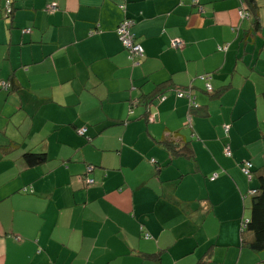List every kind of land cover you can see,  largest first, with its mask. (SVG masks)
Here are the masks:
<instances>
[{"label":"crops","instance_id":"1","mask_svg":"<svg viewBox=\"0 0 264 264\" xmlns=\"http://www.w3.org/2000/svg\"><path fill=\"white\" fill-rule=\"evenodd\" d=\"M199 1L0 0V264H264L241 232L264 167V0L245 20L241 0Z\"/></svg>","mask_w":264,"mask_h":264},{"label":"trees","instance_id":"2","mask_svg":"<svg viewBox=\"0 0 264 264\" xmlns=\"http://www.w3.org/2000/svg\"><path fill=\"white\" fill-rule=\"evenodd\" d=\"M193 1V0H191ZM243 8L241 11H243L245 14L249 15V19H252L253 12L255 11V0H241ZM193 5V3H192ZM194 6V5H193ZM133 22L131 29L135 26L136 21L132 17L126 18L124 21H131ZM124 21L122 23H124ZM130 29V35L133 38V41L135 45L140 46L143 49V55H134L131 56L130 52L125 48L123 45L120 37L119 41L121 42L123 48L126 52L130 54L132 58L130 60L136 61L141 60L145 57V51L144 48L137 43L134 35L132 34ZM30 33V32H29ZM118 35V33H117ZM185 47V45L180 49H174L172 44L171 48L174 50H182ZM220 51V50H219ZM135 64V63H133ZM138 64H140L138 62ZM213 92V90H212ZM209 92V93H212ZM192 110L195 108H191ZM85 129V128H84ZM83 130V129H81ZM81 130H78V133L82 137H86V132L84 134H81ZM165 146L168 149L169 152L173 154V156H179V155H187L188 151L186 149H182L180 145H176L174 142H168L165 141ZM25 160L28 163V165L35 166V165H42L47 161V155L46 154H26ZM92 167V166H91ZM254 167V166H253ZM89 168V166H88ZM253 171V169H252ZM243 173V172H242ZM256 193L252 196L251 194V209H250V219L244 229H241L242 232V246L249 248L253 252H263L264 251V167H263V174L259 178V187L257 190H254Z\"/></svg>","mask_w":264,"mask_h":264},{"label":"built area","instance_id":"3","mask_svg":"<svg viewBox=\"0 0 264 264\" xmlns=\"http://www.w3.org/2000/svg\"><path fill=\"white\" fill-rule=\"evenodd\" d=\"M193 5L195 7H197L199 9L200 13H204V7L201 5L199 0H193L192 1ZM5 10H6V15L10 16L13 14V6L11 1H7L6 5H5ZM49 13H55L57 11V6L56 5H52L51 7H49ZM123 10L126 11V5L123 7ZM240 18L245 20V19H249V15L245 14L243 11L240 12ZM133 22L131 21H124V23H121L117 33L118 36L120 37L123 45L125 46V48L130 52L131 56L133 57L134 55H139L142 56L143 55V49L140 46L135 45L132 36L130 35V29L132 26ZM184 42L180 41V40H174L172 42V46L174 49H180L184 46ZM227 50V46L224 48H221L220 51H226ZM131 57V58H132ZM211 80V76H203L201 78V81L206 83V88H207V92H212L213 87L210 85L209 81ZM4 88L9 89L10 86L8 84H3ZM178 97L180 98H187L190 101V107L191 108H198V105L196 103V97L193 94V91L190 92H186V91H178ZM229 127L226 128V131H228ZM82 134L85 133V130H83L81 132ZM225 156L227 158H231L232 157V152L230 147L228 146L225 149ZM154 163V161H153ZM242 172L243 174L251 179L252 178V169H253V164L245 161L242 165ZM92 183V182H91ZM256 192L252 191L251 195L253 196ZM248 221L244 222L242 225V228L244 229L247 225Z\"/></svg>","mask_w":264,"mask_h":264},{"label":"bare ground","instance_id":"4","mask_svg":"<svg viewBox=\"0 0 264 264\" xmlns=\"http://www.w3.org/2000/svg\"><path fill=\"white\" fill-rule=\"evenodd\" d=\"M83 130H85V129H83ZM83 130H81V132H82ZM81 132H80V133H81ZM85 132H86V130H85ZM81 134H82V133H81ZM87 171H88V172H92V171H93V167L90 166V167L88 168ZM91 182H92V183H91ZM88 184H89V185H92V184H94V181H93V180H89V181H88Z\"/></svg>","mask_w":264,"mask_h":264},{"label":"rangeland","instance_id":"5","mask_svg":"<svg viewBox=\"0 0 264 264\" xmlns=\"http://www.w3.org/2000/svg\"><path fill=\"white\" fill-rule=\"evenodd\" d=\"M13 12H14V10H13ZM11 17V16H10ZM4 19L5 20H7V21H11V19L8 17V18H6V17H4ZM221 47L222 46H220V47H218V51L221 49ZM223 52H225V51H223ZM210 74H207L206 76H209ZM228 133V132H227ZM254 175V174H253ZM253 175H252V177H253ZM248 213H250V211H248Z\"/></svg>","mask_w":264,"mask_h":264},{"label":"clouds","instance_id":"6","mask_svg":"<svg viewBox=\"0 0 264 264\" xmlns=\"http://www.w3.org/2000/svg\"><path fill=\"white\" fill-rule=\"evenodd\" d=\"M252 179V178H251ZM243 225V224H242ZM242 228V227H241ZM243 229V228H242Z\"/></svg>","mask_w":264,"mask_h":264}]
</instances>
